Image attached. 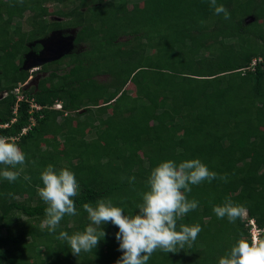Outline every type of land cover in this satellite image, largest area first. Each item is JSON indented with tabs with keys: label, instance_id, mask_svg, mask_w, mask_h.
I'll use <instances>...</instances> for the list:
<instances>
[{
	"label": "trees",
	"instance_id": "obj_1",
	"mask_svg": "<svg viewBox=\"0 0 264 264\" xmlns=\"http://www.w3.org/2000/svg\"><path fill=\"white\" fill-rule=\"evenodd\" d=\"M51 3L68 9L53 12L64 22L48 19ZM220 4L229 19L210 0H0V135L15 137L26 156L15 182L0 176V264H116L111 223L97 249L79 256L57 236L90 223L84 203L109 198L135 214L151 171L167 160L198 158L227 182L192 186L188 199L199 206L178 225L202 231L191 247L158 249L148 264H218L241 235L251 242L249 220L264 239V0ZM63 23L79 27L74 44L88 48L40 67L28 89L26 55L42 50L30 45ZM49 164L69 168L80 185L77 215L55 232L41 228L47 205L37 192ZM229 197L247 208L234 223L213 212Z\"/></svg>",
	"mask_w": 264,
	"mask_h": 264
},
{
	"label": "clouds",
	"instance_id": "obj_2",
	"mask_svg": "<svg viewBox=\"0 0 264 264\" xmlns=\"http://www.w3.org/2000/svg\"><path fill=\"white\" fill-rule=\"evenodd\" d=\"M20 2L23 3V0ZM210 6L216 15L223 14L226 20L230 18L228 9L223 4L217 5V0H210ZM249 19L253 20V17ZM25 163V153L18 146L16 138L0 135V165L4 166L0 176L15 182L20 176L17 167ZM217 178L227 182L226 174L218 176L198 158L179 163L174 160L161 162L151 171L147 180L148 190L141 193L142 202L137 205L135 214H125L124 209L115 206L109 198L99 199L95 205L84 203L82 207L90 223L83 231L71 235L61 231L57 239L66 241L72 254L79 256L81 252L97 249L107 235L103 226L111 223L119 229L115 239L119 242L118 251L122 253L116 264H148L158 249L177 253L185 245L191 247L202 231L199 223L178 225L180 218L199 206V201L188 199L187 194L191 193L193 185H200L204 181L211 183ZM40 179L43 186L38 187L37 192L47 205L41 228L47 227L50 232H55L66 215H77L74 197L78 195L80 185L73 171L67 167L57 170L52 164L43 170ZM127 179L133 184L136 178L132 176ZM213 212L218 218L227 217L229 222L234 223L244 218L247 208L234 203L229 197L222 205L213 206ZM249 224L252 225L251 242L241 235L231 249L219 258L218 264H264V239L259 240L260 230L254 221L249 220Z\"/></svg>",
	"mask_w": 264,
	"mask_h": 264
},
{
	"label": "water",
	"instance_id": "obj_3",
	"mask_svg": "<svg viewBox=\"0 0 264 264\" xmlns=\"http://www.w3.org/2000/svg\"><path fill=\"white\" fill-rule=\"evenodd\" d=\"M252 20V19H248ZM247 20V22H249ZM62 31L56 30L53 31L47 38H44L42 40H38L34 42L30 47L38 44L42 45V50L36 54L34 52H30L26 55L25 63L22 67V69L26 71L33 70L35 68H40L46 64L55 62L63 58L65 55L70 54V52L74 48V41L75 37H68L65 38L62 36ZM60 43V41H62ZM34 56L35 58L31 59V56Z\"/></svg>",
	"mask_w": 264,
	"mask_h": 264
},
{
	"label": "rangeland",
	"instance_id": "obj_4",
	"mask_svg": "<svg viewBox=\"0 0 264 264\" xmlns=\"http://www.w3.org/2000/svg\"><path fill=\"white\" fill-rule=\"evenodd\" d=\"M49 6V10H50V12H51V17H49L48 19L49 20H55V21H60V22H64L65 21V19L64 18H61V17H57V15H54L53 14V12H56V11H58L59 9H64L65 11H67L68 9L66 8H64V7H60V6H58V5H54V4H50V5H48ZM140 6H142V3L140 4ZM129 8H132V4H130V6H129ZM249 22H250V20H248ZM24 26H25V30L27 29V26H26V24L24 23ZM61 26H63L64 27V29H67V30H61L63 33H62V36L63 37H65V38H68V37H75V40H76V38H77V33H78V31H79V27H71V26H73V25H70V24H68V23H63V24H61ZM70 28V29H69ZM124 40H126V38L125 37H122L121 39H120V41L122 42V41H124ZM86 48H88V46L87 45H84V44H81V45H75L74 44V48H73V50L70 52V54H68V55H71V54H73V52L74 53H76V52H80V51H85V49ZM86 51H88V52H90V51H94V49H91V50H86ZM84 53V52H83ZM35 57L32 55L31 56V59L30 60H32V59H34ZM215 58V57H214ZM68 60H66V62H67ZM49 64H53V62L52 63H49ZM39 68H35V69H33V70H30L29 72H30V75H31V80L29 81V82H27L26 83V86L25 87H28V89H30V88H32V86L34 87V86H36L37 85V80L39 79V78H41L42 76H41V74H35V73H38L37 71H39L38 70ZM106 77L104 78V77H101V78H99V80L101 81V82H103V81H106ZM24 87V86H23ZM19 89H21V87H19ZM15 92V91H14ZM19 93H20V91H19ZM6 97V94L5 93H1L0 94V99H3V98H5ZM93 133H95V132H93ZM94 135V134H93ZM93 135H89L88 136V139H92V137H93ZM91 136V137H90ZM93 143H95V141L93 140ZM94 158V159H93ZM96 158H97V153L95 154L94 153V157H91L90 158V160H92V161H95L96 160ZM247 215H245L244 217H246ZM15 225V224H14ZM5 233V232H4ZM81 262H82V260H78V262L76 263V264H81Z\"/></svg>",
	"mask_w": 264,
	"mask_h": 264
},
{
	"label": "built area",
	"instance_id": "obj_5",
	"mask_svg": "<svg viewBox=\"0 0 264 264\" xmlns=\"http://www.w3.org/2000/svg\"><path fill=\"white\" fill-rule=\"evenodd\" d=\"M19 91H20V89H16L15 90L16 93H19ZM22 99H23L22 97H19V100H22ZM33 107H36L37 109H39V106H33ZM55 107L57 109H61L62 108V105L61 104H57ZM26 131H27V129H24L23 133H26ZM256 232L258 234L259 230H257ZM255 236H257V235L255 234Z\"/></svg>",
	"mask_w": 264,
	"mask_h": 264
},
{
	"label": "flooded vegetation",
	"instance_id": "obj_6",
	"mask_svg": "<svg viewBox=\"0 0 264 264\" xmlns=\"http://www.w3.org/2000/svg\"><path fill=\"white\" fill-rule=\"evenodd\" d=\"M70 29V28H69ZM63 30V29H62ZM64 30H67V29H64ZM63 42V40L62 41H60V43H62Z\"/></svg>",
	"mask_w": 264,
	"mask_h": 264
}]
</instances>
